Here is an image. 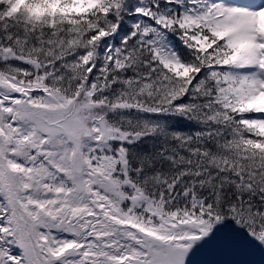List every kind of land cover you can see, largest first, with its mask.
Segmentation results:
<instances>
[{
	"label": "snow or ice",
	"instance_id": "1",
	"mask_svg": "<svg viewBox=\"0 0 264 264\" xmlns=\"http://www.w3.org/2000/svg\"><path fill=\"white\" fill-rule=\"evenodd\" d=\"M0 264H264V0H0Z\"/></svg>",
	"mask_w": 264,
	"mask_h": 264
}]
</instances>
